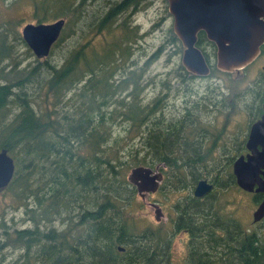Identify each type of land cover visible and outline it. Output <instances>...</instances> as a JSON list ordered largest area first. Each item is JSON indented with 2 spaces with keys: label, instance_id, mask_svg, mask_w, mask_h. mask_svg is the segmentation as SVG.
Wrapping results in <instances>:
<instances>
[{
  "label": "trees",
  "instance_id": "trees-1",
  "mask_svg": "<svg viewBox=\"0 0 264 264\" xmlns=\"http://www.w3.org/2000/svg\"><path fill=\"white\" fill-rule=\"evenodd\" d=\"M96 1L35 2L33 15L37 22L66 20L52 49L78 36L77 28L89 17L85 11L90 14L85 2L91 8L96 6L97 16L83 37L87 33L101 34L106 43L101 51L92 46L88 55L85 51L89 44L76 41L58 63L46 58L45 69L39 60L30 68L15 61L7 69L5 60L12 59L15 48L10 44L11 36L26 47L27 44L21 34L13 31L14 25L8 27V23L0 29V149H7L15 160L14 176L2 192H9L24 209L25 218L20 225L26 223L22 228L9 230L0 221V228H4L0 249L18 252L9 261L3 256L0 264H169L171 260L162 257L171 235L182 228L190 236L184 264H264L261 231L246 227L239 218L237 222L229 212L225 219L216 220L223 211L211 208L212 202L192 197L197 181L208 176L213 157L175 154L184 148L177 144L187 143L200 132V124L189 118L202 116L214 100L212 109L218 112L224 103L226 108L230 105L226 99H219L220 93L205 89L200 105L188 97L183 100L181 116L188 121L161 120L166 116L161 112L162 98L157 94L144 104L140 96L141 75L149 59L139 72L132 70L136 58L130 67L126 64L135 57L129 45L141 38L131 14L139 3L150 0ZM130 7L133 8L129 10ZM127 11L130 14L126 15ZM170 34L172 41L177 42L171 30ZM109 39L117 41L115 47L110 46ZM206 39L200 32L197 46L212 63L216 47ZM156 57L157 53L152 59ZM168 86L172 87L169 83ZM42 88L46 99L38 101ZM49 96L52 103L47 100ZM260 97L261 106L264 98L262 94ZM55 106L60 110H55ZM112 119L128 123L127 132L138 137V148L130 147L120 154L118 140L112 141L108 131ZM182 125L189 128L176 127ZM161 163L166 165L168 175L165 189L176 195L183 192L175 199L186 204L179 212L183 216L180 224L175 218L171 231L159 229L167 237L151 228L136 231L137 211L131 208L136 207L137 194L125 174L136 165L154 167ZM222 189L236 187L228 185ZM260 198L252 196L253 203ZM71 210H77L79 222H73L68 229H58L54 217ZM257 223L264 225V218ZM155 250H159L161 258L149 257Z\"/></svg>",
  "mask_w": 264,
  "mask_h": 264
},
{
  "label": "rangeland",
  "instance_id": "rangeland-1",
  "mask_svg": "<svg viewBox=\"0 0 264 264\" xmlns=\"http://www.w3.org/2000/svg\"><path fill=\"white\" fill-rule=\"evenodd\" d=\"M37 1L40 0H0V29L6 27V24L9 23L8 27L14 25L13 31L17 34H21V29L24 24L28 22L36 23L37 21L33 15V9L34 4ZM98 1L99 0L96 1L97 4ZM102 2H104V0H101V3ZM88 8H90V14L85 11V15H88L89 17L84 24L79 25L77 28L78 36L67 39L62 44L56 46L52 49L48 57L42 59L36 58L31 50L30 52H27L28 46L26 47L24 44H20L17 40L13 39V36H11L10 33H8L11 36L10 44H13L15 48L12 59L5 60L6 68H11L12 63L15 61H20V64L25 65L26 68H30L34 66L36 60H39L40 67L45 69L44 65L46 58L49 59L48 61L50 63H58L66 56L69 50L74 48L76 41L77 44L80 45L89 44L85 51L88 55L90 54L92 46H96L98 50L101 51L102 44H106L104 43L105 37L103 35L99 34L91 36V33H87L86 37H83L84 33L89 31V27L91 28L90 23L93 22L97 16L96 13H94L97 10L96 6ZM132 8L133 7H130L129 10ZM128 13L130 14V11H127L126 15ZM131 19L133 20V23L136 24L138 34L141 35V38L137 41L138 43L135 44V41L132 43V46H136L134 49L129 45L130 49L135 52V57L127 60L126 64L127 67H130L136 58V65L132 70H137V72H139L143 67L144 62L149 59L140 80L142 86L140 96L144 99V104L148 101H152L151 99L158 94V97L160 96L162 98V103L168 102L174 104V108L169 107L165 111L174 113L170 115L175 116L183 113V100L186 97L194 99L195 102L201 104L205 90V81L198 78H191L195 76L189 75L181 64L182 46L179 40L177 42L172 41L173 39L170 30L174 34L172 29L173 19L168 11L167 0H150L149 2L144 1L141 4L139 3L137 10L131 14ZM133 37L135 38L134 35ZM109 44L111 47H115L117 41L113 39ZM156 53L157 57L152 59ZM262 65H264V57H261L260 60L250 69V75L259 71V68ZM175 76H177V79H175ZM221 76L225 78L226 83L228 84L230 78L224 75ZM168 83L172 87L168 86ZM185 86L187 87L185 88ZM243 88L244 86H239L238 89L236 88V92H232L227 88L228 92L226 101L230 105V108H226V103H224L223 107H219V112L213 110L208 116H227L229 118L228 125H231L230 128H233L234 124L240 125L244 128L249 121L248 119L252 117L249 113L251 111V105H249L251 103L249 102L253 100V97L255 99V96L250 93L244 94L238 91L243 90ZM37 96H39L38 101H41V99L45 100V88H42ZM220 98L221 96L219 99ZM47 100L51 103L53 102V99L50 96ZM213 102L216 103V101ZM51 103L49 104L51 105ZM254 109L255 108L252 107V111H254ZM55 110H60V107L55 106ZM176 112H178V114H175ZM108 126L112 141L113 139L118 140L117 146L121 150L120 154L123 151L127 152L130 147H139L138 137L135 136L133 132H127L128 123L119 119H112L109 120ZM130 169L128 172L127 170L125 171L126 178ZM182 194L183 192L177 195ZM224 194L225 198L228 201H231L232 205H230V207L240 221H242L246 227L257 229L264 234V225L262 224L258 226V223L252 221V212L257 206L252 201V194L241 189H227ZM177 195L175 193H169V188H166L163 192L158 190L145 200H142L137 195L135 198L136 207L131 208L133 212L137 211V213H134V216H136V221H134L136 224V231L142 232L145 228H151V231L154 232H159V229L161 231H171L174 225L172 219L175 217L173 203L178 199H175ZM155 202L162 206L163 212L165 213L164 218L160 219V221H156L154 207L151 206V203ZM23 211L24 209L18 205V202L13 201V197L9 192L4 191L0 193V221L6 224L5 229L8 227L9 230H12L13 228H22L26 226V223L20 225L23 222V218H25ZM68 218H71V220H67ZM54 219L56 221H54L55 226L60 230L68 229L75 221L79 222L77 210H71L68 213L54 217ZM3 230L4 228H0V240L3 238ZM178 232L179 231L174 232L169 241L171 253V263L169 264H184L186 258L185 239L181 236V232H179L180 234H178ZM159 234L163 237H167L160 232ZM17 255L18 252H13L12 249H0V259L3 256H7L5 260L9 261Z\"/></svg>",
  "mask_w": 264,
  "mask_h": 264
},
{
  "label": "water",
  "instance_id": "water-1",
  "mask_svg": "<svg viewBox=\"0 0 264 264\" xmlns=\"http://www.w3.org/2000/svg\"><path fill=\"white\" fill-rule=\"evenodd\" d=\"M167 3L173 32L182 46L181 64L192 75L207 76L211 69L197 46L200 31L215 44L216 67L223 71H238L249 64L264 43V0H167ZM65 22L64 18H58L23 25L21 36L36 58L49 55ZM257 144L261 145L260 151L255 150ZM247 146L252 154L239 156L234 162L233 173L243 191L263 196L252 212V221L257 223L264 218V115L251 126ZM14 172V158L7 149H0V192L7 188ZM162 178L159 164L133 166L127 175L128 182L142 200L159 190ZM212 187L206 179H200L193 194L203 197ZM151 206L156 221H160L161 206L156 202Z\"/></svg>",
  "mask_w": 264,
  "mask_h": 264
},
{
  "label": "flooded vegetation",
  "instance_id": "flooded-vegetation-1",
  "mask_svg": "<svg viewBox=\"0 0 264 264\" xmlns=\"http://www.w3.org/2000/svg\"><path fill=\"white\" fill-rule=\"evenodd\" d=\"M81 3V2H80ZM84 6L87 8L86 2ZM203 32L205 35L204 31ZM199 32V33H200ZM198 33V34H199ZM206 37V35H205ZM178 39V38H177ZM207 40V39H206ZM208 41V40H207ZM213 43L212 41H208ZM214 44V43H213ZM261 57H264V43L260 46V51L258 55L251 61L249 64L241 67L238 71H223L219 70L216 67L215 59L216 55L214 57V61L208 62L210 65V74L207 76H195L191 73L188 74L191 76V78H198L205 81V89L213 90L216 93H220L221 98L223 101L226 99L227 96V88L230 89L232 92H236V88L238 89L239 86H244L243 90H238L242 93H256L255 99L252 98L249 103L251 105V111L249 112L252 116L249 118L248 122L246 123L245 127L243 128L240 125L234 124L233 128H230L228 125L229 118L226 117H212L208 116L213 109L212 104H216L215 102H209L207 109L203 111L202 116L194 117V118H186V116L176 115V116H167L174 113L166 112L169 107L174 108V104H170L168 102L162 103V114L166 115L161 117V120L167 121V120H182L184 122L191 120V121H197L200 126L199 130L200 132L196 134V137H193L191 140L187 139V143H181L177 144V146H184V148H179L175 154H186L190 153L192 155H201V157H213V161H209V167L210 169L208 171V176L203 177L200 179H206L209 183L213 185L212 189L206 193L203 197H195L193 194L194 188L191 190L192 197L198 199V200H205V202H212L211 208L216 207L217 210H221L223 212L218 213V218L216 220L225 219L227 217V213H231L235 216L237 222L238 217L233 213L230 205L231 201H228L225 198V192L226 190H223L222 188L227 187L230 185L231 187L234 185L236 189H241L236 181V176L233 173V165L235 160L239 156H245L248 154H252V150L248 148L247 142L248 137L250 133L251 126L255 121L260 119L264 115V102L261 103L260 106V94H262V97L264 98V65L260 66L259 71H256L255 74L250 75L251 71L250 69L260 60ZM221 75L227 76L230 78L229 83H226L225 78H223ZM175 79H177V76H175ZM215 101V100H214ZM200 105V103H198ZM252 107H254V111H252ZM184 113V110H183ZM175 114H178L176 112ZM188 119V120H187ZM213 119L215 120L213 122ZM179 128H189L187 125L182 126H176ZM255 150L260 151L261 145L257 144ZM141 152V151H140ZM159 153H162L159 150ZM160 170L163 175L162 181L160 183V191L165 190L164 184L166 183V180L168 178V175L165 171L166 165L164 163L159 164ZM262 176V175H261ZM199 179V180H200ZM198 182V181H197ZM163 183V184H162ZM257 187V185L255 186ZM242 190V189H241ZM153 194V193H152ZM224 194V195H223ZM252 196L259 195L261 198L256 203L258 205L263 196L260 193H251ZM151 194L148 196L150 197ZM184 199V198H183ZM182 199V200H183ZM173 207L175 209V222L178 220L180 224V218L183 219V216L179 214L180 211L186 208V204L181 200H176L173 203ZM160 205V204H159ZM161 206V205H160ZM162 209V206H161ZM162 218H164L165 213L162 209ZM172 219V221L174 220ZM184 225V223L182 224ZM177 231L181 232V236L185 239L186 243V257L188 253V242L190 240L189 232L187 229H177ZM178 232V234H180ZM220 232V231H218ZM150 258H161L159 254V250H155L149 255ZM171 259V253H170V245L168 247L167 252L164 254L162 259ZM150 263V261H148Z\"/></svg>",
  "mask_w": 264,
  "mask_h": 264
}]
</instances>
